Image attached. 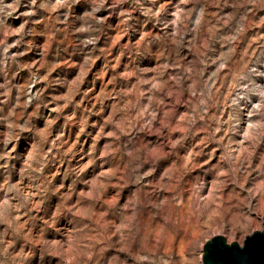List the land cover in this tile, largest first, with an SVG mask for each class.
Here are the masks:
<instances>
[{
    "label": "rangeland",
    "instance_id": "1",
    "mask_svg": "<svg viewBox=\"0 0 264 264\" xmlns=\"http://www.w3.org/2000/svg\"><path fill=\"white\" fill-rule=\"evenodd\" d=\"M264 231V0H0V264H203Z\"/></svg>",
    "mask_w": 264,
    "mask_h": 264
},
{
    "label": "water",
    "instance_id": "2",
    "mask_svg": "<svg viewBox=\"0 0 264 264\" xmlns=\"http://www.w3.org/2000/svg\"><path fill=\"white\" fill-rule=\"evenodd\" d=\"M203 264H264V231L254 230L245 235L243 244L227 243L222 235L205 241Z\"/></svg>",
    "mask_w": 264,
    "mask_h": 264
},
{
    "label": "bare ground",
    "instance_id": "3",
    "mask_svg": "<svg viewBox=\"0 0 264 264\" xmlns=\"http://www.w3.org/2000/svg\"><path fill=\"white\" fill-rule=\"evenodd\" d=\"M240 245V244H239ZM242 245V244H241Z\"/></svg>",
    "mask_w": 264,
    "mask_h": 264
}]
</instances>
